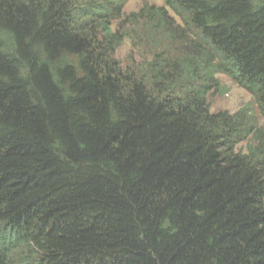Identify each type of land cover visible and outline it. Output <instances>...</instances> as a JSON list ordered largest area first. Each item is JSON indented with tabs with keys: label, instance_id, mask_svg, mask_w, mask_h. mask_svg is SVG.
Wrapping results in <instances>:
<instances>
[{
	"label": "trees",
	"instance_id": "1",
	"mask_svg": "<svg viewBox=\"0 0 264 264\" xmlns=\"http://www.w3.org/2000/svg\"><path fill=\"white\" fill-rule=\"evenodd\" d=\"M124 3L0 0V264H264V0Z\"/></svg>",
	"mask_w": 264,
	"mask_h": 264
},
{
	"label": "rangeland",
	"instance_id": "2",
	"mask_svg": "<svg viewBox=\"0 0 264 264\" xmlns=\"http://www.w3.org/2000/svg\"><path fill=\"white\" fill-rule=\"evenodd\" d=\"M163 0H125L123 13L128 15L135 13L143 6H162ZM171 17L174 15L169 12ZM176 20V18L174 17ZM177 21V20H176ZM111 30H115V24L111 26ZM141 31V26L138 28ZM144 39V38H143ZM144 42L137 40L135 36L132 38H125L121 45L114 53V59L118 61L122 68L135 69L138 64L142 63L145 58ZM216 79L219 81L218 90L210 92L207 97L208 109L211 113L220 111H226L234 113L240 108L248 107L252 113L258 118V124L264 128V120L258 117L257 109L251 99V96L243 89L232 83L227 77L223 75H217ZM246 142L237 145V150L245 152Z\"/></svg>",
	"mask_w": 264,
	"mask_h": 264
}]
</instances>
